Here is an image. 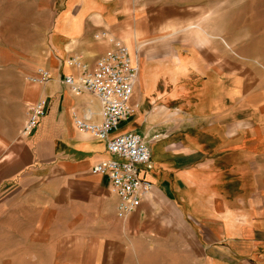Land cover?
<instances>
[{
    "label": "crops",
    "instance_id": "obj_1",
    "mask_svg": "<svg viewBox=\"0 0 264 264\" xmlns=\"http://www.w3.org/2000/svg\"><path fill=\"white\" fill-rule=\"evenodd\" d=\"M133 1L54 0L48 47L30 73L43 67L50 80L19 87L25 106L45 99L46 113L0 159V186L41 180L50 208L99 244L91 264H264V88L228 72L205 44L164 40ZM103 31L139 68L122 132L151 148L153 188L123 219L108 178L91 172L110 157L105 143L74 125L99 122L100 102L63 83L83 73L73 58L94 70L110 48L95 38Z\"/></svg>",
    "mask_w": 264,
    "mask_h": 264
},
{
    "label": "rangeland",
    "instance_id": "obj_2",
    "mask_svg": "<svg viewBox=\"0 0 264 264\" xmlns=\"http://www.w3.org/2000/svg\"><path fill=\"white\" fill-rule=\"evenodd\" d=\"M53 2L0 0V159L21 139L29 103L19 100V87H28L25 77L48 47ZM133 2L151 23L149 29L160 32L164 40L187 47L205 44L216 59L226 60L228 72L243 74L254 90L264 88V0ZM129 124L121 122L115 133ZM11 186H0V264L94 261L99 244L91 242L86 228L50 208L41 180Z\"/></svg>",
    "mask_w": 264,
    "mask_h": 264
},
{
    "label": "built area",
    "instance_id": "obj_3",
    "mask_svg": "<svg viewBox=\"0 0 264 264\" xmlns=\"http://www.w3.org/2000/svg\"><path fill=\"white\" fill-rule=\"evenodd\" d=\"M95 38L107 40L110 48L95 61L93 71L79 59H71L69 63L80 67L83 73L76 80L66 77L63 83L75 94L92 93L100 102L99 122L75 117L74 125L105 143L110 157L96 163L91 172L108 178L111 191L118 198L116 215L123 219L138 209L153 188L148 176L151 169L149 142L135 131L115 133L119 124L134 112L131 99L139 68L133 64L127 46L120 39L107 31L96 34ZM49 80L50 73L43 67L25 77L26 83L32 86L45 85ZM45 113V99L29 103L20 135H29Z\"/></svg>",
    "mask_w": 264,
    "mask_h": 264
}]
</instances>
